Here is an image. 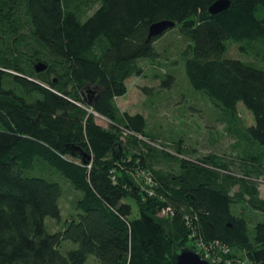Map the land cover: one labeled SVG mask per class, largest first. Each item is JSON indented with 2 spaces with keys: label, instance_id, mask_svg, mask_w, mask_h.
I'll return each mask as SVG.
<instances>
[{
  "label": "trees",
  "instance_id": "16d2710c",
  "mask_svg": "<svg viewBox=\"0 0 264 264\" xmlns=\"http://www.w3.org/2000/svg\"><path fill=\"white\" fill-rule=\"evenodd\" d=\"M219 1L0 0V264H176L196 241L264 264V0H226L213 16ZM162 21L176 25L148 41ZM172 32L183 45L173 64L221 112L244 177L218 157L165 150L143 115L117 107ZM232 46L254 60L228 57ZM240 104L255 119L244 130ZM66 188L75 214L51 233ZM247 211L262 219L252 225Z\"/></svg>",
  "mask_w": 264,
  "mask_h": 264
},
{
  "label": "rangeland",
  "instance_id": "374dc122",
  "mask_svg": "<svg viewBox=\"0 0 264 264\" xmlns=\"http://www.w3.org/2000/svg\"><path fill=\"white\" fill-rule=\"evenodd\" d=\"M160 43L169 47L167 52L162 53L155 65L140 63L144 74L133 76L126 82L128 92L116 100L118 109L130 115H143L148 122V133L154 136L156 142L165 150L172 153L181 150L184 156L194 162L205 156L218 157L223 161L232 162L230 171L238 177H244L243 162L237 159L238 152H233V146L238 144L237 139L226 133L225 125L218 121L221 112L210 103L204 93L190 87L182 65L173 64L178 60L179 49L183 46L177 34L170 33ZM228 57L254 60L252 56L240 55L237 46H232ZM169 74H174V84L167 90L162 89L161 80ZM85 111L94 115L90 108H85ZM238 116L241 130L255 124L253 115L242 104L238 106ZM95 121L101 126H108V122L98 116H95ZM257 183L260 196L264 199V177ZM76 200L77 194L73 189L66 188L61 200V221L47 222L51 233L64 229V222L75 214ZM246 214L252 225L262 219L261 215L258 217L259 214L252 211H247ZM133 215L136 217V209ZM67 247L71 248L70 245ZM231 254L238 264L247 263V252L243 249L231 250ZM93 258H89L87 264H97Z\"/></svg>",
  "mask_w": 264,
  "mask_h": 264
},
{
  "label": "water",
  "instance_id": "95a60500",
  "mask_svg": "<svg viewBox=\"0 0 264 264\" xmlns=\"http://www.w3.org/2000/svg\"><path fill=\"white\" fill-rule=\"evenodd\" d=\"M230 6L229 1H219L215 3L212 7L209 9V13L211 15H218L222 12H225ZM174 22H169V21H162L153 24L150 27V33H149V38L148 41H150L153 38H157L162 36L168 29H171L175 27ZM46 69V66L43 64H37L36 66V71L37 72H43ZM120 150V153H122L121 148H118ZM79 153L83 156L84 162H88L90 160V156L84 152ZM174 259L176 261V264H209L206 260H203L202 257L197 253L196 251L192 249H183L181 251H176L174 253Z\"/></svg>",
  "mask_w": 264,
  "mask_h": 264
},
{
  "label": "built area",
  "instance_id": "2783aa9c",
  "mask_svg": "<svg viewBox=\"0 0 264 264\" xmlns=\"http://www.w3.org/2000/svg\"><path fill=\"white\" fill-rule=\"evenodd\" d=\"M151 182V180L149 181ZM165 211L159 217L165 216ZM196 252L202 257L203 260L209 264H238L237 261L230 257L231 250L229 247L219 242L209 243L208 245L202 244L198 241L193 243Z\"/></svg>",
  "mask_w": 264,
  "mask_h": 264
},
{
  "label": "bare ground",
  "instance_id": "6f19581e",
  "mask_svg": "<svg viewBox=\"0 0 264 264\" xmlns=\"http://www.w3.org/2000/svg\"><path fill=\"white\" fill-rule=\"evenodd\" d=\"M168 151V150H167ZM170 152V151H169ZM147 193L149 194V196H155V191L152 189H148Z\"/></svg>",
  "mask_w": 264,
  "mask_h": 264
},
{
  "label": "flooded vegetation",
  "instance_id": "af4514ba",
  "mask_svg": "<svg viewBox=\"0 0 264 264\" xmlns=\"http://www.w3.org/2000/svg\"><path fill=\"white\" fill-rule=\"evenodd\" d=\"M89 93V92H88Z\"/></svg>",
  "mask_w": 264,
  "mask_h": 264
}]
</instances>
